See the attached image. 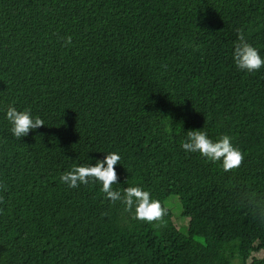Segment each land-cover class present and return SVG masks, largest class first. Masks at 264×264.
<instances>
[{"label": "trees", "instance_id": "1", "mask_svg": "<svg viewBox=\"0 0 264 264\" xmlns=\"http://www.w3.org/2000/svg\"><path fill=\"white\" fill-rule=\"evenodd\" d=\"M239 33L264 57V0H0V264H264V66L236 68ZM10 104L44 124L17 139ZM189 130L239 166L186 154ZM109 152L159 219L59 180Z\"/></svg>", "mask_w": 264, "mask_h": 264}, {"label": "clouds", "instance_id": "2", "mask_svg": "<svg viewBox=\"0 0 264 264\" xmlns=\"http://www.w3.org/2000/svg\"><path fill=\"white\" fill-rule=\"evenodd\" d=\"M238 41L232 51V59L238 70L251 73L264 66V57L245 40L242 33L238 34ZM65 43H71L70 36L65 37ZM4 115L10 124L9 131L17 139L26 136L29 130L44 124L40 117L31 114L30 109L18 110L11 104L4 110ZM181 148L186 154L199 153L208 161H219L225 171L239 166L242 159L240 150L231 143L229 136L222 135L214 141L203 130L187 131L185 139L181 141ZM120 159V155L116 152L106 153L103 159H97L95 164L73 165L70 170L60 175L59 180L69 188H75L94 179L100 182L101 191L109 201L120 200L126 209H131L135 205L136 219L143 221L159 219L164 210L159 201L151 198V194L147 190L140 186H129L121 193L112 188V185L117 183V172L114 166Z\"/></svg>", "mask_w": 264, "mask_h": 264}, {"label": "rangeland", "instance_id": "3", "mask_svg": "<svg viewBox=\"0 0 264 264\" xmlns=\"http://www.w3.org/2000/svg\"><path fill=\"white\" fill-rule=\"evenodd\" d=\"M165 206L172 211V220L177 229L185 231L188 225V218L181 215V204L177 195H170L165 200ZM262 253H257L256 256H261Z\"/></svg>", "mask_w": 264, "mask_h": 264}]
</instances>
